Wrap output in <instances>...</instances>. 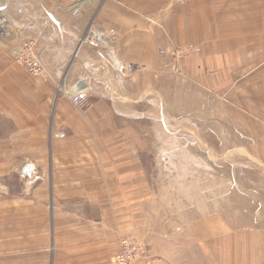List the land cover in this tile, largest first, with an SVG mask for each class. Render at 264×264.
I'll use <instances>...</instances> for the list:
<instances>
[{
  "label": "crops",
  "instance_id": "obj_1",
  "mask_svg": "<svg viewBox=\"0 0 264 264\" xmlns=\"http://www.w3.org/2000/svg\"><path fill=\"white\" fill-rule=\"evenodd\" d=\"M79 1L0 0L6 52L32 39L41 55L44 75L31 78L38 103L33 131L48 140L37 143L46 155L21 166L24 187L0 196V264H109L122 235L142 242L140 264H201V254L208 264H264V225L248 229L229 218L216 225L215 211L184 217L178 202L166 206L170 214L163 206L159 214L147 210L155 193L143 151L148 143L137 139L145 128L137 125L178 131L190 118L191 130L214 131L210 125L226 112L216 109V83L207 73L216 72L215 58L207 57L211 34L201 21L208 15L185 5L189 23L166 20L165 27L148 22L152 14L141 5ZM90 22L108 44L91 36ZM188 40L199 41L203 52L183 59L181 76L158 49ZM79 83L88 100L81 107L68 94Z\"/></svg>",
  "mask_w": 264,
  "mask_h": 264
},
{
  "label": "rangeland",
  "instance_id": "obj_2",
  "mask_svg": "<svg viewBox=\"0 0 264 264\" xmlns=\"http://www.w3.org/2000/svg\"><path fill=\"white\" fill-rule=\"evenodd\" d=\"M90 1L99 7L104 0H80L78 5ZM118 1L132 7L143 6L152 14L148 22L165 27H168L166 20L178 22L183 27L189 23V18L183 17L185 5L192 14L208 15L201 21L211 34L209 54L206 52L207 57L215 58V62H211L216 63V72L215 77H211V70L207 73L216 83L217 111L224 108L227 112L217 116L214 125H210L215 127L214 131L191 130L190 118L184 119V127L178 131L172 125H169L172 129L165 130L144 123L137 125V129L145 128L137 133V139L141 140L139 143H148L143 151L149 182L155 193L148 197L147 210L159 214L158 210L163 206L162 213L170 214L165 211L166 206L178 202L185 208L184 217L191 215L192 211L195 214V210H199L201 216L215 211L216 219L211 220H216V225L228 218L235 225L245 223L251 227L248 229L264 225V0ZM75 4L72 9L78 8L74 7ZM176 11H179L177 18H171L175 17ZM6 20L0 15L4 28L8 23ZM89 26L100 28L93 22ZM4 37V34L0 36V196L24 187L21 166L39 153L46 155L47 147L42 144L39 149L37 143H48L46 134L33 131L36 118L32 114L38 103L31 91V78L38 76L32 75L15 60L12 49L16 45L10 47L11 56L6 52L8 43ZM171 47L179 56L168 50L161 52ZM158 52L169 55L172 64L176 60V69L171 68L184 76L183 59L199 56L203 50L199 41L188 40L160 47ZM61 89L57 84L55 92ZM199 125L207 127L206 122ZM43 166L47 168L41 163L40 167ZM123 238L133 237L122 235L119 241ZM136 241L142 251V242ZM75 249L79 251L78 247ZM145 255L142 251L139 264ZM202 257L205 258L201 254V264H208V260L204 261ZM57 264L83 262L73 259L57 261Z\"/></svg>",
  "mask_w": 264,
  "mask_h": 264
},
{
  "label": "built area",
  "instance_id": "obj_3",
  "mask_svg": "<svg viewBox=\"0 0 264 264\" xmlns=\"http://www.w3.org/2000/svg\"><path fill=\"white\" fill-rule=\"evenodd\" d=\"M96 29V30H94ZM89 28V33L96 35L97 40L101 43L108 44L107 37L103 36L99 29ZM94 30V31H93ZM88 33V34H89ZM4 34V24L0 22V36ZM87 35H84L85 38ZM91 37L90 35H88ZM170 51L175 56H179L178 53L174 52V48L165 49L161 52ZM12 52L14 54L15 60L23 65L25 69L34 76H43L45 72L44 64L41 58V55L35 50L34 42L31 40L22 41L20 44L13 47ZM176 69V60L172 64V68ZM128 70L134 69V66L131 64L126 65ZM61 85V84H60ZM58 83V88L61 89V86ZM85 85L82 83L76 84L74 88L68 91L69 96L72 101L79 107L87 104V96L83 92ZM140 244L136 239L123 238L118 243V249L111 257L110 264H139V258L142 255Z\"/></svg>",
  "mask_w": 264,
  "mask_h": 264
},
{
  "label": "bare ground",
  "instance_id": "obj_4",
  "mask_svg": "<svg viewBox=\"0 0 264 264\" xmlns=\"http://www.w3.org/2000/svg\"><path fill=\"white\" fill-rule=\"evenodd\" d=\"M3 20V19H2ZM94 31V30H93ZM62 84V83H61ZM59 85H60V83H59ZM78 85V84H77ZM61 86V85H60ZM75 86V85H74Z\"/></svg>",
  "mask_w": 264,
  "mask_h": 264
}]
</instances>
